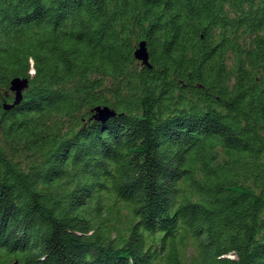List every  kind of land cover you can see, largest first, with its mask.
<instances>
[{
  "label": "trees",
  "instance_id": "trees-1",
  "mask_svg": "<svg viewBox=\"0 0 264 264\" xmlns=\"http://www.w3.org/2000/svg\"><path fill=\"white\" fill-rule=\"evenodd\" d=\"M0 264H264V0H0Z\"/></svg>",
  "mask_w": 264,
  "mask_h": 264
},
{
  "label": "water",
  "instance_id": "water-1",
  "mask_svg": "<svg viewBox=\"0 0 264 264\" xmlns=\"http://www.w3.org/2000/svg\"><path fill=\"white\" fill-rule=\"evenodd\" d=\"M135 58L143 66L151 68L150 64V55L148 52L147 44L146 42L139 43V46L137 50L135 51ZM29 87V80L28 79H21V78H15L11 81V90L15 93V102L12 106L6 107L7 110L12 109L15 106H18L21 104L23 100V92ZM95 112V118L97 121H100L102 123H105L109 118L115 117L116 113L115 111L111 110L108 107H96L94 109Z\"/></svg>",
  "mask_w": 264,
  "mask_h": 264
},
{
  "label": "flooded vegetation",
  "instance_id": "flooded-vegetation-1",
  "mask_svg": "<svg viewBox=\"0 0 264 264\" xmlns=\"http://www.w3.org/2000/svg\"><path fill=\"white\" fill-rule=\"evenodd\" d=\"M11 91V90H10ZM13 94H14V92L13 91H11ZM6 96H8V94L7 93H4L3 94V97L5 98ZM6 109V108H5Z\"/></svg>",
  "mask_w": 264,
  "mask_h": 264
}]
</instances>
